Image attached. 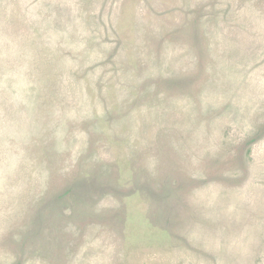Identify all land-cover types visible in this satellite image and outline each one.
<instances>
[{
    "label": "rangeland",
    "instance_id": "obj_1",
    "mask_svg": "<svg viewBox=\"0 0 264 264\" xmlns=\"http://www.w3.org/2000/svg\"><path fill=\"white\" fill-rule=\"evenodd\" d=\"M0 264H264V0H0Z\"/></svg>",
    "mask_w": 264,
    "mask_h": 264
}]
</instances>
